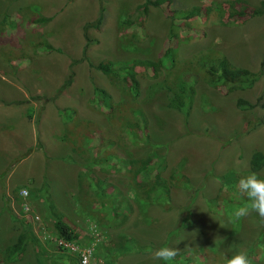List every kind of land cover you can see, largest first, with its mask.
Masks as SVG:
<instances>
[{
	"label": "rangeland",
	"instance_id": "rangeland-1",
	"mask_svg": "<svg viewBox=\"0 0 264 264\" xmlns=\"http://www.w3.org/2000/svg\"><path fill=\"white\" fill-rule=\"evenodd\" d=\"M224 1L0 0V264H80L59 246L57 214L79 231L80 246L93 247L90 264H166L152 259L163 246L178 247L189 264L199 262L192 254L216 250L208 262L218 264L222 254L252 248L250 258L264 264V219H231L244 202L234 195L238 181L254 172L252 154L264 151V78L227 92L201 66L226 57L259 73L264 14L220 24L214 16ZM194 6L213 18L181 27L182 9ZM125 19L133 24L122 27ZM173 32L171 66L160 57ZM134 58L158 63L156 74L138 68L136 100L118 69ZM104 61L117 80L96 68ZM180 74L189 84L187 117L168 105ZM238 98L253 106L239 107ZM130 160L149 163L138 180L158 174L167 185L144 199ZM255 173L264 179V166ZM22 187L31 196L20 197ZM27 226L42 250L29 242L8 262L5 247Z\"/></svg>",
	"mask_w": 264,
	"mask_h": 264
},
{
	"label": "trees",
	"instance_id": "trees-1",
	"mask_svg": "<svg viewBox=\"0 0 264 264\" xmlns=\"http://www.w3.org/2000/svg\"><path fill=\"white\" fill-rule=\"evenodd\" d=\"M219 6H217V12L215 13V18L216 20L220 23V24H234L235 20L237 21L238 19L241 20H246L249 18H252L254 16L257 15H263L264 14V0H261L259 2V4L257 6L255 5H249L245 0H231V1H224L221 4H218ZM179 11V10H177ZM182 13H180V16L182 17V19H179V25L181 27H186L188 29L189 26H191L192 22H195L196 20L200 21L201 19H204V21L208 20L209 18L212 19V9H208L207 11L201 13L200 11V7L198 6H194L191 8H186V9H182ZM216 11V10H215ZM175 13V11H173V14ZM201 13V17H197V14ZM104 14V8L101 6L100 12L97 16V20H96V24H101L102 19H103V15ZM228 18V22L224 21V18ZM176 19V18H175ZM174 20V19H173ZM203 21V20H201ZM133 24L131 21H129V19H125L123 21H121V25L123 26H127L129 24ZM172 32V31H171ZM175 33L173 32V34H169L166 38V43L164 45L163 49V54L160 57V59H163V56H166L164 58H167V60H169L171 62V66L174 65L175 60H174V56L173 54L175 53V51L172 50V47H170L171 45L174 44L175 41H170L173 37H175ZM170 41V42H169ZM168 45V46H167ZM50 48V47H49ZM171 49V50H170ZM170 51V52H169ZM169 52V53H168ZM161 61V60H160ZM91 66L92 63H90ZM120 66L118 67V69L120 70H125L127 71V75L124 76L122 78V81L125 82L126 84L131 86V89H133L131 94V98L133 97V100L137 99V96L139 94V81L137 79V74L140 72V69H138L139 67L144 68V69H151V72L153 74H156L155 71L158 67V63L148 60V59H139V58H134L133 60H127L125 62H123L122 64H119ZM201 66L204 67V71L206 72L207 75V80H209V82L213 85H216L217 82H222L224 86H227V92H231L233 89L235 88H241V89H245V88H249L251 87L254 82L258 79V76L261 75L264 78V61L261 62L260 64V71L259 73H255L252 70L246 68V67H238L235 66L233 64H231V62L226 58V57H221V58H216L214 61H211V63L209 62H202ZM96 68L98 70H100L103 74H106L107 76L113 78V77H117V72L115 70V68H113V65H111V62H99L96 65ZM143 69V70H144ZM143 74H145V72L143 71ZM72 75V74H71ZM69 76V78L67 79V81L64 83V86H67L70 84L71 82V77ZM117 80V78H116ZM188 87L189 84L188 82H186V80L183 79L182 75L180 74L179 76H177V82L174 85L173 90L171 91V94L169 96L170 101H169V107L174 108L176 110H179L180 112H182L184 114V117L187 114V111L185 108L187 107V99H188ZM102 93L106 96L109 97L111 99V95L107 90H103ZM261 96L258 97V100H260ZM236 104L239 107H244L245 105L248 104V106H253V104L248 103L247 101L238 98L236 100ZM187 117V116H186ZM260 122L259 124L263 123L264 124V120L263 119H259ZM134 126L137 125V122L134 121ZM98 160H96L95 163H98L97 161H101L102 157H98ZM129 163L135 164L137 165V167H135L133 165L134 171L133 174L131 173V180L133 185L136 186H140L142 187V195L144 197V199H149V197L154 193V191L157 189V187H161V186H166L167 183H165L164 181H161L159 178V175L156 174L153 177H147L144 179H140L138 180L137 177L139 175L142 174L143 171L147 170V166H148V161L147 160H140L139 162L134 161V160H130ZM264 166V151H255L252 154L251 160H250V167L251 169L255 172L260 170L262 167ZM172 178H175L174 175H171ZM184 180L183 184H185L184 188L185 189H189L190 188V184H188V179L187 177L183 176ZM172 183H176L175 180L171 179ZM26 190L27 194L26 196H22L20 194L21 190ZM18 194L20 197L22 198H27L29 195L31 196V192L29 193L28 189L25 187L19 188L18 189ZM97 193V192H96ZM4 197V202L7 206V199L5 194H3ZM111 205V203H110ZM49 208H53V207H49ZM25 209V208H24ZM128 209L131 210V205L128 206ZM26 210V209H25ZM28 210V209H27ZM14 217V216H13ZM39 219V216H38ZM54 231L56 233V238L57 239H63L65 241H78L80 234L79 231L70 223L68 222L63 216L62 214H57L55 220H54ZM28 228L24 227L20 233L17 235V239L16 242L14 241L13 243H11L10 246L5 247L6 249H4V256L6 260L9 261H14L18 259V257H20L21 254H24L26 246L29 242H32L33 244H35L38 248V250H42L43 247L40 246V242L38 240V238L36 237V235L30 230V227L27 226ZM259 237L263 238V235H259ZM258 246H260L261 249L264 248V242H260V240L258 241ZM60 246V245H59ZM257 246V247H258ZM61 248H63L62 246H60ZM214 252H209L212 255L210 256H206L203 255L201 253H196V254H192V256H198V260L199 262L202 260H205V262H207V264H213L212 262H208L209 258H213L214 260L218 257V253L216 252V250H213ZM14 253V255L12 257H10V255L8 253ZM252 248H248L247 250V254L249 256V259L251 260V264H257L256 261L252 260L250 258V255L252 253ZM217 254V255H216ZM222 256H224V258L222 259L223 261L221 262L220 260H218V264H226V258L231 257L229 254H222ZM182 258V259H181ZM179 260L180 262H182V264H189V259L188 257H181L179 256L178 258H176L175 261ZM0 261L4 262V258L2 259L0 257ZM174 262V261H173ZM197 264H200V263ZM7 263V262H5Z\"/></svg>",
	"mask_w": 264,
	"mask_h": 264
},
{
	"label": "clouds",
	"instance_id": "clouds-1",
	"mask_svg": "<svg viewBox=\"0 0 264 264\" xmlns=\"http://www.w3.org/2000/svg\"><path fill=\"white\" fill-rule=\"evenodd\" d=\"M234 195L237 200L243 199L244 202L233 207L232 220L240 221L253 213L264 219V179H261L257 173L252 172L247 176H242L238 181ZM178 255V247L163 246L153 251L152 259L170 264L176 260ZM226 264H251V260L247 252L240 251L226 258Z\"/></svg>",
	"mask_w": 264,
	"mask_h": 264
},
{
	"label": "built area",
	"instance_id": "built-area-1",
	"mask_svg": "<svg viewBox=\"0 0 264 264\" xmlns=\"http://www.w3.org/2000/svg\"><path fill=\"white\" fill-rule=\"evenodd\" d=\"M20 194L24 197L27 194L26 190H21ZM26 210L28 206L25 205L24 207ZM38 219V216H35ZM58 243L64 249H68L69 251L75 252L80 264H90L92 254H93V247L92 246H80L76 241H65L63 239H58Z\"/></svg>",
	"mask_w": 264,
	"mask_h": 264
},
{
	"label": "crops",
	"instance_id": "crops-1",
	"mask_svg": "<svg viewBox=\"0 0 264 264\" xmlns=\"http://www.w3.org/2000/svg\"><path fill=\"white\" fill-rule=\"evenodd\" d=\"M9 104H10V105H12V104H13V102H12V103H10V102H9ZM29 118H31V117L29 116ZM2 193H3V192H2ZM1 195H2V194H1Z\"/></svg>",
	"mask_w": 264,
	"mask_h": 264
}]
</instances>
